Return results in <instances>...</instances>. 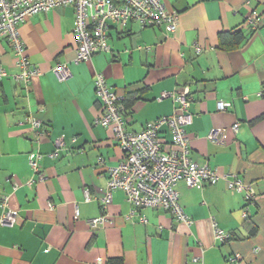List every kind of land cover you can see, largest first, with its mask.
<instances>
[{
  "label": "crops",
  "instance_id": "crops-1",
  "mask_svg": "<svg viewBox=\"0 0 264 264\" xmlns=\"http://www.w3.org/2000/svg\"><path fill=\"white\" fill-rule=\"evenodd\" d=\"M163 2L177 15L174 33L110 21L109 52L77 65L72 7L29 18L17 31L41 75L27 87L12 79L14 54L0 38V69L7 73L0 80V195L17 212L13 227H0V264H192L197 256L203 264H229L230 256L238 257L236 264H264V96L259 95L264 88V24L252 30L247 21L250 14L264 19V0ZM235 32L243 40L229 48L227 40ZM57 63L70 72L64 82L52 72ZM95 72L125 99L127 130L135 133L175 111L171 99H158L162 92L187 90L195 115L187 129L192 160L251 185L256 199L247 204L222 179L192 188L180 183V204L193 222L189 228L170 213L152 209L139 212L146 219L140 224L138 216L130 215L122 191L112 193L103 212L107 170L121 161L122 152L109 130L94 123L101 114ZM220 101L230 107L218 111ZM27 115L38 119L49 136L36 143L23 124ZM235 123L237 133L231 131ZM216 129L224 130L219 145L207 140ZM58 137L64 147L50 159ZM160 140L164 146L170 143L165 130ZM34 152L42 155L38 180L29 166ZM30 179L34 182L27 186ZM13 183L19 186L13 189ZM102 214L108 223L91 230L89 220ZM213 220L232 236L223 245L213 238Z\"/></svg>",
  "mask_w": 264,
  "mask_h": 264
},
{
  "label": "built area",
  "instance_id": "built-area-1",
  "mask_svg": "<svg viewBox=\"0 0 264 264\" xmlns=\"http://www.w3.org/2000/svg\"><path fill=\"white\" fill-rule=\"evenodd\" d=\"M56 7H72L74 19L72 36L75 44L74 64L91 61L92 57L100 53H108L109 22L123 25L128 21L135 22L141 28L162 27L167 33H174L177 27V15L168 12L163 0H0V38L5 39L13 51L17 72L12 79L25 87L30 81L41 75L37 66L32 64L25 53V47L18 34V27L29 18L46 14ZM252 30L264 24L263 17L250 14L247 18ZM199 54L201 49L194 48ZM59 82L70 77L66 64L57 63L52 69ZM7 76L5 70L0 69V80ZM94 94L101 107V114L95 119V125L109 130L113 140L122 152L121 161L107 170L106 187L100 199V205L105 212L111 203L112 193L122 191L127 203L131 207V216H138L140 224L145 225L146 219L139 215L144 209L162 210L172 215L178 223L189 228L192 219L184 212L177 191L178 184L187 188L201 185H214L224 180L227 188L233 194H242L245 202L252 203L256 193L251 185L245 184L234 176L220 175L207 162L199 164L192 160L189 147L187 129L192 125L195 115L190 112L192 98L188 91L162 92L159 100L169 98L175 105V111L168 116H162L145 123L138 133L127 130L123 97L111 89L104 75L95 72L93 75ZM264 89L259 94L263 95ZM230 107L227 102H217V110L225 111ZM23 124L27 125L36 143L41 136H49L45 126L36 118L27 115ZM239 123L231 127L237 133ZM170 137V143L162 145L161 131ZM224 130L216 129L209 132L207 140L219 145L223 143ZM74 141V140H73ZM54 151L48 154L50 159H56L59 151L64 147L62 137L54 141ZM42 155L34 152L29 156V166L40 175L39 162ZM102 164V159H97ZM34 182H26L30 186ZM19 186L13 183V189ZM86 201L90 200L87 190H84ZM48 208H52L49 204ZM0 227H13L17 221V212L10 209L8 197L0 195ZM77 213V212H76ZM77 215V214H76ZM246 218L245 210L242 213ZM108 223L104 214L89 220L91 230H96ZM213 238L223 245L232 236L221 230L217 223L211 222ZM229 264H236L238 257H228ZM192 264H203V257L192 258Z\"/></svg>",
  "mask_w": 264,
  "mask_h": 264
},
{
  "label": "trees",
  "instance_id": "trees-1",
  "mask_svg": "<svg viewBox=\"0 0 264 264\" xmlns=\"http://www.w3.org/2000/svg\"><path fill=\"white\" fill-rule=\"evenodd\" d=\"M243 40V36L241 35L240 32H235L234 34L230 35L229 38H228V43L226 44L229 48H233V47H236L238 46ZM221 41L225 42V40L223 39V37L221 36ZM264 89V88H263ZM264 96V92H263V95ZM124 102H125V99L123 98V106H124ZM124 109H125V106H124Z\"/></svg>",
  "mask_w": 264,
  "mask_h": 264
}]
</instances>
